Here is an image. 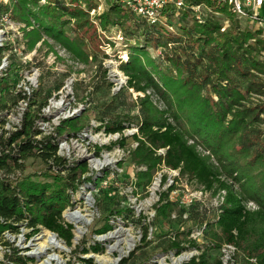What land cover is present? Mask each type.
I'll return each instance as SVG.
<instances>
[{"label": "trees", "instance_id": "obj_1", "mask_svg": "<svg viewBox=\"0 0 264 264\" xmlns=\"http://www.w3.org/2000/svg\"><path fill=\"white\" fill-rule=\"evenodd\" d=\"M94 2L11 0L9 5L0 6V10L10 11L14 21L25 25V37L31 39L32 46L48 37L76 58L85 60L90 55L96 58L97 54L89 47V41L94 45L98 39L89 16L91 8L96 7ZM107 3L108 9L101 15L102 28H121L131 43L128 60L120 65L127 75L125 85L112 91L114 83L108 78L106 68L94 91L107 89V100L93 107L102 123L96 130L122 134L113 145L105 147L110 150L119 145L130 149L126 157L136 169V188L148 190L156 174L167 169L178 172L177 181L187 178L212 194L224 192L222 204L210 216L206 215L207 210H201L199 200L186 206L171 199L174 185L159 194L154 206L157 222L173 218H180V222L194 220L208 238L205 245H200L196 238L187 240L192 228L171 230L173 235L166 243V251L180 254L187 248H196L199 253L184 264H223L221 255L214 257L212 252L231 243L237 248L234 264L239 255L246 264H264L262 31L243 30L234 15L232 25L222 31L221 23L212 16L200 22L191 12H184L181 16L191 17L193 24L180 25L182 33H174L171 30L179 20L173 13H168L166 25L149 24L128 10L123 0H107ZM149 48H167L169 52L162 54L161 61L151 56ZM4 50L0 48V59ZM14 75L0 80L2 112L10 108V99L14 105L23 98L21 92H15L18 71ZM131 91L138 95L127 102L132 97ZM37 94L35 90L29 101L30 110L18 129L0 138V217L4 219L0 221V244L6 230L18 232L23 226L32 229L31 235L41 229L55 232L72 246L74 226L64 221L63 213L73 205L72 194L85 181H93V175H87L90 172L87 161H69L60 156L58 144L86 128L87 109L79 116L62 120L50 134L41 136L37 121L46 118L41 108L48 103L50 94L40 102ZM4 121L0 118V126ZM131 128H137V132L125 136V131ZM129 139L137 146L129 147ZM160 149H165L164 153ZM201 149L213 155L217 164ZM99 152L100 148L96 153ZM28 159L40 160L45 165L42 179L29 174L12 180V175L24 171ZM161 182L169 183L166 173H162ZM249 201L256 204V209L247 207ZM124 210L132 211V208L111 213L120 215ZM112 229L108 219L96 233ZM148 232L149 226L145 225L144 243ZM91 249L98 252L100 246ZM89 250L79 245L74 253ZM6 256L8 264L30 263L28 257L17 255L16 249ZM134 256L133 253L122 259L120 264H136ZM78 259L77 264H93L92 259Z\"/></svg>", "mask_w": 264, "mask_h": 264}, {"label": "rangeland", "instance_id": "obj_2", "mask_svg": "<svg viewBox=\"0 0 264 264\" xmlns=\"http://www.w3.org/2000/svg\"><path fill=\"white\" fill-rule=\"evenodd\" d=\"M94 3L96 7L91 8L89 16L92 25L97 30L98 39H96L94 45L93 41H89V47L97 53L96 58L90 55L85 60L78 59L69 53L59 42L48 37L42 38L40 42L32 46L31 39L25 37V27L21 31L24 36L16 39L19 45L23 44L25 47L21 52L9 53L11 62L10 66H7V77L14 78L16 71H24L27 74L36 73V87H33L34 91L38 90V101L46 99L48 94H50L48 101L53 99L54 106L50 111H46L49 112V120L52 119V122L48 124L51 128L54 123L58 122L59 126L62 120L79 116L87 109V113L85 114L86 129L93 125L92 133L89 132L87 133L88 135H85L82 132L85 128L79 130L78 133H83V138L76 139L73 137L67 140L64 146L65 149L61 151L63 157H68L69 161H77L79 158V160L85 159L89 162L91 156L100 157L102 161L104 160V156H107L113 161L111 164L106 165L108 168L105 171H101V175H94L93 181H85L72 194L73 205L69 206L63 213L64 221L74 226L72 246H68L63 239L59 238L61 242L58 246L53 244L54 248L46 250V242L44 241L47 236H44L37 246L31 245L32 243H36V241L31 243L30 240H26L27 235L32 231L25 227L23 234L16 237V239L20 242L19 245H25L27 247L25 249H28L22 253L23 255L35 256V253L38 254L36 256L39 257H35V261L32 259L29 264H39L40 260H44L43 264H69L70 262L77 264L79 262L78 257L92 259L93 264H120L123 258H128L133 253L135 254L133 261L136 264H184L190 261L194 255H197L199 251L196 248H187L180 254L172 250L166 251V243L173 235L171 230L182 229V227L185 229L192 228L193 232L187 240L196 238L200 245H205L208 242V238L204 233L198 236L197 233L201 231V228H199L197 222L194 220L180 222V218H173L172 221L157 222L154 218V206L159 200V194L168 189L169 186L174 185L176 188L171 192V199L178 200V203L182 204L183 202L184 204L194 196L201 197L199 200L201 210H207L206 215L210 216L222 204L224 192L212 194V192L205 191L196 183L189 182L187 178L177 181V173L167 169H164L162 173L168 175L169 183L162 185V173H157L148 190L136 188L134 185L136 169L127 157L123 156L122 148L120 149L119 145H115L110 150L105 147L113 145L118 139L114 134L106 135L103 129L96 130L100 120L97 119L98 115L93 110V107L96 108L97 103L101 104L107 100V89L103 88L98 93L95 92L96 94L94 91L103 80L106 68L108 69V78L114 83L112 91H118L125 85L127 75H125L120 65L122 62L128 60V45L131 43V40L125 36L124 31L119 27H113L111 30L102 28L101 15L108 9V3L107 0H95ZM259 12L264 17V6ZM233 15L228 11L222 14H212L211 16L214 20L221 23L222 31H225L232 25ZM182 16L178 17L179 21L171 30L174 33H182L180 25L191 26L193 24L191 17ZM239 21L243 30L254 28L249 21L242 19H239ZM149 51L152 57L162 61V54L168 53L169 49L149 48ZM131 92L133 93L132 97H128L127 102L132 101L138 95L134 91ZM103 95L105 96L103 97ZM9 103L12 106L11 103H14L13 99H10ZM133 113H136V110ZM1 118L11 122L9 129L4 130L0 138L6 136L7 132L15 131L13 128L19 122L14 116L8 114ZM134 131V129H127L125 133L131 135ZM47 134L48 132L42 136ZM62 140L64 141L65 138ZM129 143V147H132V144L135 142L129 139ZM99 148L100 152L97 154L96 152ZM201 151L204 155L210 154L203 149ZM211 156L212 161L217 164L215 157ZM107 161L109 159L105 160V162ZM89 165L91 169L95 168L91 162H89ZM46 169L40 160L28 159L25 162L24 171L15 173L11 179L16 181L19 177L29 174H36L39 177L34 175L35 179H42L41 174ZM201 190L203 194L199 195L198 193ZM247 207L256 209V204L249 201ZM126 208H132V211L124 210L120 215L111 213L112 210ZM75 211H79L85 216V219H82L79 223L73 221L70 214ZM185 215L188 217V213ZM108 219L114 225L113 230L105 235L97 234L96 230L102 227ZM145 225L149 226L146 243L143 242ZM32 238L34 239L36 236ZM131 241L134 246L129 248ZM49 242L50 240L47 241V243ZM79 245L89 248V252L82 253L78 251L74 253V250ZM95 245L100 246L98 252H94L91 249ZM186 245H189L188 242H186ZM15 248L11 247V252ZM7 253L9 254V252H0V264H7ZM212 255L218 257L221 255V249L220 251H213ZM119 257H121L120 260ZM235 264L246 263L244 258L239 255Z\"/></svg>", "mask_w": 264, "mask_h": 264}, {"label": "built area", "instance_id": "obj_3", "mask_svg": "<svg viewBox=\"0 0 264 264\" xmlns=\"http://www.w3.org/2000/svg\"><path fill=\"white\" fill-rule=\"evenodd\" d=\"M11 0H0V6H7L9 5ZM123 3L125 7L130 10L132 13L137 15L138 17L144 19L149 24H167V21L169 19L168 13H173L175 18L180 17L184 12H191L192 15H195L197 19L200 22H204L206 17L211 16L212 14H222L223 12L230 11V13L234 14L238 19L249 21L254 28L259 29L262 31V37H264V17L260 15V9L264 6V0H123ZM1 9V8H0ZM25 27L24 24L16 22L13 20L10 11H2L0 10V48L5 49L3 56L0 60V80H4L7 77L8 69L11 59L9 57V53H15L16 51L21 52L24 49V45L20 44L19 42H16V39L22 38L24 34L21 33L23 28ZM16 33V35H15ZM7 70V71H6ZM26 72L18 71V78L16 82L15 92H21L23 94V98H21L16 104L9 106L10 108L6 110L5 112L0 111V118L5 115H12L15 119H17L18 124H15L16 126L13 128L14 130H17L18 127L21 125L26 113L28 110H30V104L29 101L32 97V93L34 92V87H36V73H30L25 75ZM54 106L53 99H50L48 103L41 108V114L46 116L45 119H40L37 121V127L39 128L41 132V136L48 132L50 134L56 126H58V122L54 123L53 127L51 128L48 124L52 122V119L49 120V112L51 108ZM4 119V118H2ZM5 120V119H4ZM9 120H5L4 123L0 126V135H2L4 130H8L10 126ZM102 123L100 122L99 125ZM51 128V129H49ZM48 129V130H47ZM134 129L135 132H137V128H131ZM42 130V131H41ZM93 125L91 127L85 128L82 132L85 135H88L87 133H92ZM2 133V134H1ZM9 132L6 134L8 135ZM83 133H77L76 135H72L70 137H65V140H60L58 144V154L62 156L61 151L65 149V144L67 143V140H70L71 138L75 137L76 139L83 138ZM132 133V134H133ZM47 134V135H48ZM115 135L117 139H120L122 134L121 133H110V135ZM131 134V135H132ZM106 135H109L106 133ZM127 136L128 134H124ZM40 137V136H38ZM137 143L132 144V147H136ZM67 149V148H66ZM121 149V148H120ZM68 150V149H67ZM123 156H128L130 149H123ZM165 149H160V153H164ZM65 157V156H64ZM68 158V157H66ZM69 159V158H68ZM109 159V161L105 162V160ZM72 160V159H70ZM79 158L77 159V161ZM76 161V160H74ZM112 159L108 158L107 156H104V160L99 157L91 156L89 159V162L92 163V166L95 168L91 169L89 162V168L90 172L87 173V175H101V171H105L108 166L112 163ZM106 166V167H105ZM175 173L177 171H173ZM173 181V180H172ZM199 195L203 194V191H199ZM201 197L194 196L192 197L187 203L182 202L183 205L189 206L194 200H200ZM175 217V215H174ZM186 217V215H185ZM0 221H4L3 218L0 217ZM110 221V220H109ZM66 222V221H65ZM67 223V222H66ZM112 224V222L110 221ZM70 224V223H69ZM113 225V224H112ZM114 228V225H113ZM29 229V228H27ZM24 227H20V230L18 232H12L10 230H6L3 234V243L0 244V252L7 253L6 255H11V247H16L17 255L28 257L30 261L34 259L38 255L35 253V256L31 255H23L22 253L24 251H27L28 249L25 245L21 246L19 245L20 242L17 241L16 237L23 234ZM113 230V229H112ZM32 231V229H31ZM111 231V230H110ZM109 232V231H108ZM107 232V233H108ZM31 235V233H29ZM28 234V235H29ZM104 235L106 233H103ZM199 235H203V230L199 231ZM26 240L36 243H32L31 245L37 246L40 240H43L42 238L44 236H47L44 242H46V250L49 248H54L53 244L47 243V241L50 239L51 235L54 237L60 238L57 233L41 229L40 231L36 232L35 234L29 235ZM36 238H32L35 237ZM103 236V235H102ZM61 239V238H60ZM48 247V248H47ZM21 249V250H20ZM221 249V258L223 261V264H234L235 262V255L237 253V248L234 244L231 243H225L222 245ZM122 257V256H121ZM119 257V260L121 259ZM7 264L9 263V258H7ZM124 259V258H123ZM1 262V261H0ZM44 260H40L39 264H43Z\"/></svg>", "mask_w": 264, "mask_h": 264}, {"label": "bare ground", "instance_id": "obj_4", "mask_svg": "<svg viewBox=\"0 0 264 264\" xmlns=\"http://www.w3.org/2000/svg\"><path fill=\"white\" fill-rule=\"evenodd\" d=\"M89 202V201H88ZM70 217H71V219L73 220V221H75L76 223H79L82 219H85V216H83L79 211H75V212H72L71 214H70ZM50 244L52 243V244H54V245H56V246H58V244L61 242L60 240H59V238H57V237H54L53 235H51V237H50ZM63 246V245H62ZM134 246V244H133V242L131 241V244L129 245V248H131V247H133Z\"/></svg>", "mask_w": 264, "mask_h": 264}, {"label": "water", "instance_id": "obj_5", "mask_svg": "<svg viewBox=\"0 0 264 264\" xmlns=\"http://www.w3.org/2000/svg\"><path fill=\"white\" fill-rule=\"evenodd\" d=\"M81 161H86L85 159H81Z\"/></svg>", "mask_w": 264, "mask_h": 264}]
</instances>
